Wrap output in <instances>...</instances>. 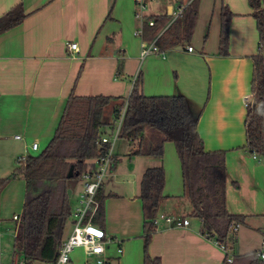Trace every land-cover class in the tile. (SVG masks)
Segmentation results:
<instances>
[{
	"label": "crops",
	"instance_id": "crops-1",
	"mask_svg": "<svg viewBox=\"0 0 264 264\" xmlns=\"http://www.w3.org/2000/svg\"><path fill=\"white\" fill-rule=\"evenodd\" d=\"M159 1L148 0L157 9L145 11L146 17L171 16L182 7L179 0ZM17 4L22 5L25 18L0 34V179L12 174L20 156H35L43 150L70 94L125 99L140 74L144 96L185 98L198 115L196 129L204 151H225L226 211L244 217L226 246L232 256L256 252L264 239V165L244 148V99L250 95L252 57L258 44L247 0L198 3L189 44L144 58H140L141 38L134 34V0H0V17ZM222 7L232 14L224 56L218 55ZM70 42L77 43L75 53L67 50ZM33 142L38 144L36 152L30 148ZM135 150V143L116 140L112 165L98 191L106 198L104 234L113 242L106 244L100 257L87 256L78 248L69 264H95L104 259L107 264H143L139 181L147 168L159 165L165 173V200L158 214L180 222L186 219L188 224L177 227L161 221L151 236L149 256L158 258L160 264H222L224 253L214 239L202 234L201 221L190 216V206L182 197L180 163L173 144H164L161 158L135 156ZM77 184L80 188L78 180ZM24 198L21 178L10 180L0 192V229H12V238L16 225L12 227L11 221L20 215ZM70 231L69 218L63 240ZM7 238L1 232V264H6L2 242Z\"/></svg>",
	"mask_w": 264,
	"mask_h": 264
},
{
	"label": "trees",
	"instance_id": "trees-1",
	"mask_svg": "<svg viewBox=\"0 0 264 264\" xmlns=\"http://www.w3.org/2000/svg\"><path fill=\"white\" fill-rule=\"evenodd\" d=\"M258 35L257 52L252 57L249 101L245 106V145L251 154L260 157L264 165V9L262 0H247ZM181 14L150 17L141 27V40L154 41L160 52L188 45L197 19L195 0H179ZM21 4H17L0 17V34L18 26L25 18ZM232 14L221 8L218 55H227L229 24ZM127 98V108L121 124L119 138L135 143V156L161 158L165 143H171L178 157L183 194L190 216L202 224V233L215 241L228 242L229 226L240 224L244 217L226 211L225 151L206 152L198 135V115L194 114L181 95L147 97L142 93V80L137 75ZM125 98V99H126ZM124 98L110 96H83L72 94L46 146L35 156L19 162L12 174L0 179V192L12 179L25 182V198L18 221H15L13 252L23 257L24 264L54 261L63 241L64 226L70 216L69 196L72 184L79 179L87 160L105 156L107 145L100 143V134L113 121L122 108ZM73 167L71 178H67ZM165 173L162 166L147 168L139 181L138 198L143 219V264H160L158 258L148 254V245L156 227L153 219L158 215L165 197ZM113 196V195H107ZM99 208L93 223L104 231V199L97 192ZM264 264L255 252L233 256L231 263Z\"/></svg>",
	"mask_w": 264,
	"mask_h": 264
},
{
	"label": "built area",
	"instance_id": "built-area-1",
	"mask_svg": "<svg viewBox=\"0 0 264 264\" xmlns=\"http://www.w3.org/2000/svg\"><path fill=\"white\" fill-rule=\"evenodd\" d=\"M138 10L135 12V18L138 20H144L148 25H152L153 22L150 18L145 16L146 5L148 0H134ZM181 8L172 12L171 18L174 20L181 14ZM136 36L141 38V29L134 33ZM140 58H144L149 54H162L152 41L149 45L141 40ZM67 50L71 53L77 51V43L70 42L67 44ZM188 52L192 51L191 47H187ZM249 101V97L244 99V105L246 106ZM127 108V98L124 100L122 108L119 110L117 117L113 121V126L110 128L108 133L100 134V143L107 145V151L104 157L94 160L93 165L83 170L79 175V183L81 185L80 193L78 195V206L70 210L71 219V231L69 235L63 240L57 249V255L54 261L51 262H36L35 264H69L72 253L77 249L81 248L87 256H102L105 252L106 244L113 242L105 237L104 231L94 225L93 218L99 208V202L96 199L97 192L99 191L104 178L110 170L112 165V150L116 140L119 138V132L123 117ZM18 139L19 137H15ZM33 152L38 149V144L33 142L30 146ZM27 155L20 156L17 162H23ZM13 221H18L19 215L13 216ZM164 221L166 223H174L177 227L185 226L188 224L186 219L181 222L176 221V218L171 215L158 214L153 219L155 227ZM239 229V224L232 223L229 226V235L235 234ZM203 234V233H202ZM205 235V234H203ZM208 237L207 235H205ZM210 238V237H209ZM216 245L224 253L225 260L227 263H231L233 256L229 253V250L225 244L219 243L214 240ZM118 253H121V249L118 248ZM256 257L260 260H264V239L261 242L260 248L255 252ZM1 264V263H0ZM11 264H19L18 257L14 253ZM20 264H24V261ZM87 264V263H85ZM95 264H107L104 260H97Z\"/></svg>",
	"mask_w": 264,
	"mask_h": 264
},
{
	"label": "rangeland",
	"instance_id": "rangeland-1",
	"mask_svg": "<svg viewBox=\"0 0 264 264\" xmlns=\"http://www.w3.org/2000/svg\"><path fill=\"white\" fill-rule=\"evenodd\" d=\"M160 1H161V4L164 3V0H160ZM206 1L207 0H195V3L198 6V3L201 2L202 4H204ZM156 9H157V4L156 3H151V2L147 3V5H146V11L153 12V11H156ZM137 10H138V7L135 4L134 13ZM143 21H144L143 19L142 20H138L137 19V21H136L137 22V29L134 32L140 30V27H141V24H142ZM137 37H139V36H137ZM150 43L151 42H145L146 45H149ZM93 162H94V160H87V161H85L84 164H83V168L89 167V165L90 164H93ZM107 175H108V173H107ZM104 180L106 181V177L104 178ZM78 181H79V179H78ZM76 182H77V180H75V182L72 184V186H71L72 193L69 196V206H70L71 209H74L75 207L78 206V195L80 193L81 185H80V188H79V185L78 184L75 186V183ZM78 188H79V192L77 193ZM116 189H118V188H116ZM105 200H106V198L104 199V201ZM68 221H69V218H68V220H67L66 223H68ZM14 223H15L14 221H11L12 227H13ZM1 232H5L8 235V238L6 240H3V242H2L3 243L2 245H3V247L5 248V250L7 252V255L6 256H4V255L2 256V260L4 262H6V264H10L11 263V260H12V257H13V254H14L13 249H12L13 239H14V238H12V229L11 230H3V229H0V235H1ZM16 255L18 257L19 264L22 263L23 262V257L21 255H19V254H16Z\"/></svg>",
	"mask_w": 264,
	"mask_h": 264
},
{
	"label": "water",
	"instance_id": "water-1",
	"mask_svg": "<svg viewBox=\"0 0 264 264\" xmlns=\"http://www.w3.org/2000/svg\"><path fill=\"white\" fill-rule=\"evenodd\" d=\"M72 174H73V167H70V169L68 171V174H67V178H71L72 177ZM70 193H71V191L70 190H67L68 196H70Z\"/></svg>",
	"mask_w": 264,
	"mask_h": 264
}]
</instances>
